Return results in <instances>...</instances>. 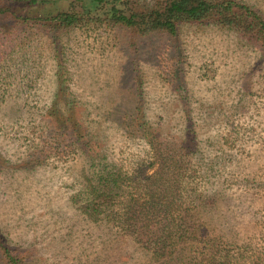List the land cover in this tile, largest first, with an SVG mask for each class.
Wrapping results in <instances>:
<instances>
[{
    "label": "rangeland",
    "instance_id": "rangeland-1",
    "mask_svg": "<svg viewBox=\"0 0 264 264\" xmlns=\"http://www.w3.org/2000/svg\"><path fill=\"white\" fill-rule=\"evenodd\" d=\"M244 1L264 14V0ZM8 16L0 19V233L22 264H190L187 249L151 257L71 203L67 185L85 167L69 158L79 153L72 138L80 127L58 138L49 115V109L61 113L67 104L76 106L71 118L79 117L98 138L107 136L108 150L123 144V118L141 120L144 114L162 149L174 148L187 113L194 162L207 161L215 172L199 185L215 195L202 214L203 235L227 240L234 249L248 244L253 249L247 246L246 253L264 247L259 43L208 24L182 25L173 37L132 35L125 27L104 24L55 35L14 25ZM61 138L59 153L46 150L41 164L17 167L36 156L33 142L55 145ZM129 145L122 147L126 153L145 157V143ZM63 157L67 161L61 162ZM0 264H5L1 254Z\"/></svg>",
    "mask_w": 264,
    "mask_h": 264
},
{
    "label": "trees",
    "instance_id": "trees-1",
    "mask_svg": "<svg viewBox=\"0 0 264 264\" xmlns=\"http://www.w3.org/2000/svg\"><path fill=\"white\" fill-rule=\"evenodd\" d=\"M6 15L14 25L55 35L104 24L125 27L132 35L173 37L182 25H215L259 43L264 57V14L244 0H0V19ZM75 108L67 104L61 113L49 109V115L56 121L58 138L64 131L80 127L73 131L72 138L79 153L69 158L84 162L85 167L67 185L70 201L80 213L94 223H106L157 259L187 249L192 255L190 264H264L263 246L246 253L247 246L253 249L248 244L234 249L227 240L203 235L202 214L214 204L215 195L199 185L215 172L212 166L208 168L207 161L198 158L194 162L196 143L187 113L182 139L174 148L165 144L168 146L162 149L156 130L144 114L141 120L123 118L119 124L123 144L108 150L107 136L98 138L79 117L68 115L70 109L75 113ZM138 109L134 105L133 113ZM134 140L148 146L145 157L134 158L122 149ZM62 142L63 138L55 145L33 142V150L38 146L36 156L17 167L41 164L47 157L46 150L57 154L63 148ZM60 161H67L66 157ZM0 254L5 264H22L1 233Z\"/></svg>",
    "mask_w": 264,
    "mask_h": 264
}]
</instances>
